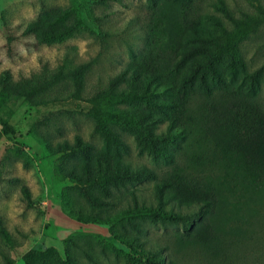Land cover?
Here are the masks:
<instances>
[{"label":"rangeland","instance_id":"obj_1","mask_svg":"<svg viewBox=\"0 0 264 264\" xmlns=\"http://www.w3.org/2000/svg\"><path fill=\"white\" fill-rule=\"evenodd\" d=\"M260 229L264 0H0V264L264 262Z\"/></svg>","mask_w":264,"mask_h":264},{"label":"trees","instance_id":"obj_2","mask_svg":"<svg viewBox=\"0 0 264 264\" xmlns=\"http://www.w3.org/2000/svg\"><path fill=\"white\" fill-rule=\"evenodd\" d=\"M2 126L4 127L5 132L8 135L15 133V130L10 125L2 122ZM193 193L194 194L191 197L193 199H195L194 201H196V202L202 201V203H205V205H207V206H213L212 197L208 193H206V192H204L202 194L198 193V192H193ZM169 217L174 219V216H169ZM212 230H213V227L209 226V224H207L206 221L201 219L200 224L197 226H194L193 231L188 235V239L195 241V240H198L199 238H207L206 235H208V237H210ZM258 231L264 233L263 229H260ZM262 242L263 241L261 239L254 240V243L261 244ZM245 253H247V251ZM240 255H242V254L240 253ZM31 257L35 258V256H33V254ZM238 264H264V262H263V259H261V257H255L254 256V258H252L251 262L249 261V259L247 257L246 258H244V257L240 258V261Z\"/></svg>","mask_w":264,"mask_h":264}]
</instances>
